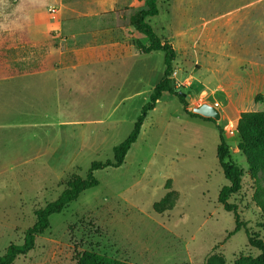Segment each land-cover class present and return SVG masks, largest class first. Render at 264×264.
I'll use <instances>...</instances> for the list:
<instances>
[{
  "label": "rangeland",
  "instance_id": "obj_1",
  "mask_svg": "<svg viewBox=\"0 0 264 264\" xmlns=\"http://www.w3.org/2000/svg\"><path fill=\"white\" fill-rule=\"evenodd\" d=\"M132 2L111 10L104 0H0V82L37 77L43 87L33 89L25 122L1 117L0 256L22 243L34 211L70 179L113 159L161 80L162 52L143 53L148 40L130 24L145 0ZM156 5L146 21L175 51L171 80L189 96L186 105L163 93L123 164L95 171L97 187L52 215L33 249L12 264H75L85 251L130 264H205L212 254L234 264L259 254L248 236L264 239L255 202L264 169L249 168L235 128L241 112L264 111V0ZM53 6L64 10L60 21L49 13ZM16 87L0 86V104L6 97L15 104ZM204 104L219 120L193 112ZM220 137L242 171L241 190L228 200L236 206L235 233L234 214L218 203L227 184L216 156ZM168 189L177 194L174 206L156 213Z\"/></svg>",
  "mask_w": 264,
  "mask_h": 264
},
{
  "label": "trees",
  "instance_id": "obj_2",
  "mask_svg": "<svg viewBox=\"0 0 264 264\" xmlns=\"http://www.w3.org/2000/svg\"><path fill=\"white\" fill-rule=\"evenodd\" d=\"M157 1L145 0V9L139 10L130 19V24L148 40L149 44L146 48H143V53L162 52L164 65L162 78L154 86L148 102L142 106L132 131L124 141L113 147L112 160L92 162L84 178L73 177L67 182L65 188L55 200L47 202L43 207L34 211L35 222L25 230L22 243L8 245L5 252L0 256V264H12L19 256H24L30 252L34 247L36 237L48 229L49 218L52 215L59 214L69 203L77 200L84 191L97 187L98 181L93 174L95 171L118 168L123 164L126 153L137 140L147 112L153 110L163 93L176 96L183 105H186L185 97L173 88L175 84L171 80L172 64L176 57L175 51L170 43L161 41L146 21V18L157 15ZM205 120L211 121L209 118H205ZM235 130L239 137L237 149L245 157L249 168L252 170L264 169V111L241 112ZM216 156L223 176L227 181V184L222 186L218 193V203L224 211L234 214L235 227L233 233H235L239 230L236 206L228 203V200L241 190L242 171L239 166L230 160L229 146L225 144L221 137L216 149ZM176 199L177 194L168 189L164 197L153 206V210L156 213L168 211L174 206ZM255 202L264 218V190L262 195L255 198ZM248 244L254 247L259 254L256 257L240 256L234 261V264H264V239L248 236ZM75 264L130 263L92 251H85L77 257ZM205 264H224V258L220 254H212L206 259Z\"/></svg>",
  "mask_w": 264,
  "mask_h": 264
},
{
  "label": "crops",
  "instance_id": "obj_3",
  "mask_svg": "<svg viewBox=\"0 0 264 264\" xmlns=\"http://www.w3.org/2000/svg\"><path fill=\"white\" fill-rule=\"evenodd\" d=\"M123 1H126V0H104V4L106 3V5L112 10V9L116 8L117 6H119V4H121ZM132 1L133 0H129L130 7L133 6ZM24 9L31 10L32 7L25 5ZM131 10L132 9H128V11H131ZM62 13H64V10L62 9V7H58V11H57L58 15L57 16H58L59 21H60ZM116 19H118V16H116ZM115 31H117V30L114 29V27H113L111 30H108V33H110L112 35ZM114 45H115L116 49H118V47H120V45L118 43H116V44L114 43ZM39 78H41V77H39ZM5 79L6 80H4L5 81L4 83L0 82V86H4V85L7 86L8 84H14L15 86H17L16 88H19L20 90H19V95L18 96L16 95L17 101L15 100V104H12V102H10V99L8 97H6L5 100L2 102V104H0V130H1V127H3L1 117L8 118V117H11L12 115L20 116V118H17V119L18 120H24V122L27 120V118H29V116L31 117V114L29 112V109L31 107L29 100L32 99L33 89L34 88H37V89L43 88L42 86H40L42 84L35 82V79H38L37 77L36 78H25L23 81V84L16 81V80L10 81L11 80L10 78H5ZM26 100H28V102H26V105H25L24 103ZM0 101H1V98H0ZM2 106H4V107L1 108ZM18 106H22V108H23L22 112L19 114L17 112H15V110ZM24 113L27 114L26 115L27 117H25L23 115Z\"/></svg>",
  "mask_w": 264,
  "mask_h": 264
},
{
  "label": "water",
  "instance_id": "obj_4",
  "mask_svg": "<svg viewBox=\"0 0 264 264\" xmlns=\"http://www.w3.org/2000/svg\"><path fill=\"white\" fill-rule=\"evenodd\" d=\"M173 83V81H172ZM173 88H175V86H173ZM185 99L187 100L189 98L188 95L184 94V93H181ZM193 112L196 113V114H199L205 118H212L213 120H219L220 118V114L218 112V110L212 106H209V105H201L200 107L198 108H194L193 109Z\"/></svg>",
  "mask_w": 264,
  "mask_h": 264
},
{
  "label": "built area",
  "instance_id": "obj_5",
  "mask_svg": "<svg viewBox=\"0 0 264 264\" xmlns=\"http://www.w3.org/2000/svg\"><path fill=\"white\" fill-rule=\"evenodd\" d=\"M57 11H58V9L55 8V6H53V7H51V8L49 9V13H51V14H55V13H57ZM173 83H174V81H173Z\"/></svg>",
  "mask_w": 264,
  "mask_h": 264
}]
</instances>
